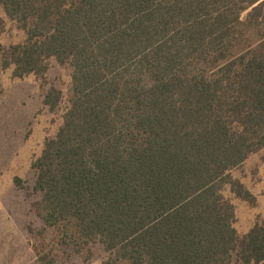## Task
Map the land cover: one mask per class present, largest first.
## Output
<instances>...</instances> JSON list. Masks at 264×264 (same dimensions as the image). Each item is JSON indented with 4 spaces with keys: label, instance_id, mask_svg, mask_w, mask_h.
Wrapping results in <instances>:
<instances>
[{
    "label": "trees",
    "instance_id": "16d2710c",
    "mask_svg": "<svg viewBox=\"0 0 264 264\" xmlns=\"http://www.w3.org/2000/svg\"><path fill=\"white\" fill-rule=\"evenodd\" d=\"M0 6L25 34L8 56L0 48L2 65L71 68L62 124L34 163L57 245L98 241L128 264H234V252L264 264V220L238 237L223 196L229 185L250 198L230 171L264 147V33L246 39L264 0Z\"/></svg>",
    "mask_w": 264,
    "mask_h": 264
},
{
    "label": "rangeland",
    "instance_id": "374dc122",
    "mask_svg": "<svg viewBox=\"0 0 264 264\" xmlns=\"http://www.w3.org/2000/svg\"><path fill=\"white\" fill-rule=\"evenodd\" d=\"M247 11L242 14L246 17ZM264 33V24L249 29L246 39L255 42ZM24 32L10 20L0 6V48L8 56L10 47L22 44ZM243 42V41H242ZM5 58L4 54L0 57ZM71 92V68L54 58L46 61L42 72L15 73L13 65L0 62V257L3 264H86L100 259L104 264H128L113 261L98 241L73 247L56 230L41 220V195L35 188L34 163L46 141L54 138L62 124ZM49 95V105H44ZM230 179L240 183L250 198L242 199L227 185L223 196L233 208V227L243 237L258 220H264V147L250 154L230 171ZM80 251V252H79ZM234 264H240L237 252Z\"/></svg>",
    "mask_w": 264,
    "mask_h": 264
},
{
    "label": "crops",
    "instance_id": "0c3cea01",
    "mask_svg": "<svg viewBox=\"0 0 264 264\" xmlns=\"http://www.w3.org/2000/svg\"><path fill=\"white\" fill-rule=\"evenodd\" d=\"M2 245H3L2 242H0V246H2ZM3 261H4L3 258L0 257V264H3ZM86 264H103V263H102V260H100V259H94L90 262H87Z\"/></svg>",
    "mask_w": 264,
    "mask_h": 264
}]
</instances>
